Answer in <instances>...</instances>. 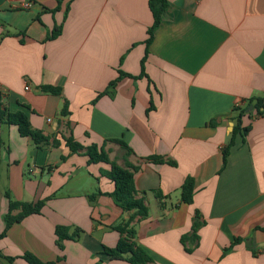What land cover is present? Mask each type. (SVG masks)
Here are the masks:
<instances>
[{
	"label": "crops",
	"instance_id": "0c3cea01",
	"mask_svg": "<svg viewBox=\"0 0 264 264\" xmlns=\"http://www.w3.org/2000/svg\"><path fill=\"white\" fill-rule=\"evenodd\" d=\"M24 2L0 0V91L8 110L26 114L50 141L39 148L0 123V235L6 192L46 204L0 240V264H28L25 253L55 264H130L102 252L119 241L111 227L129 218L102 174L110 165L72 153L63 138L70 135L84 148L103 147L120 166L127 159L139 167L135 185L150 215L136 230L155 264H264V116L243 118L250 130L237 136L222 170L234 108L264 97V0H169L149 47V0H74L67 16L70 0H32L30 10L20 9ZM56 27L62 34L49 40ZM120 71L135 78L98 99ZM48 85L63 95L44 94ZM66 100L70 114L62 117ZM152 156L177 165L146 161ZM188 177L192 205L181 201ZM197 211L205 224L188 253L182 237ZM57 226L85 234L60 250Z\"/></svg>",
	"mask_w": 264,
	"mask_h": 264
},
{
	"label": "trees",
	"instance_id": "16d2710c",
	"mask_svg": "<svg viewBox=\"0 0 264 264\" xmlns=\"http://www.w3.org/2000/svg\"><path fill=\"white\" fill-rule=\"evenodd\" d=\"M74 0H70L67 9L66 16L70 12L71 3ZM170 5L169 0H149V7L152 12L154 22L149 28L148 34L149 38L146 41L149 47L154 39V32L160 26L163 21L166 10ZM62 34V27H56L49 37V40H54ZM149 55L147 49L146 56L141 61L142 74L145 76V64ZM124 58L122 59L123 62ZM135 78L128 73L120 71V76L112 81L107 90L99 94L98 99L104 95H111L112 91L117 87L118 83L124 78ZM42 92L44 94L62 96L63 90L60 87L54 86H43ZM97 99V100H98ZM96 100V101H97ZM95 102V101H94ZM250 107H253V111L248 112ZM235 116L232 117V121L235 122L233 132L231 134L230 140L223 150V167H226L228 163V157L230 155L231 149L234 147L236 138L238 135H245L249 132L250 127H242V120L245 116H252L256 113L257 116H264V97H254L250 99L246 105L237 106L233 110ZM69 103L64 101L60 115L62 117L69 116ZM0 123L8 126H17L19 133L22 137L32 138L36 146L39 148L49 144L50 138L47 137L43 132L35 130L32 128L30 121L26 114L23 112L11 113L5 105V98L0 91ZM67 147L72 153H78L85 150L89 157L90 164L106 163L110 165V171L102 172L104 176L112 180L115 184V191L112 196L116 203L124 210V212L129 214L128 219H123L118 224L111 227L119 233L120 238L115 248L103 247V254L109 258V260H124L130 264H155L153 258L149 253L140 245L137 236V224L143 220H146L150 215V210L146 205L145 199L138 197L139 192L135 185V174L139 167L129 163L125 159V165L120 166L117 162L111 161L108 153L103 147H98L97 145H92L90 147L84 148L80 143L75 141L72 135L68 137H63ZM119 144L127 155L133 154L132 149L122 140H114ZM54 145L58 144V141L53 142ZM63 160L66 157H62ZM146 161L154 164H169L171 166H176L174 161L166 160L164 157L152 156L148 157ZM100 194V193H99ZM195 195V180L193 177L186 178L182 188H181V201L184 204L192 205L194 202ZM6 198L9 200V211L4 217L6 229L2 235H0V240L5 238L8 230L17 223H21L24 219L31 215H40L42 209L44 208L46 201H40L36 204L25 203L14 201L8 192L5 193ZM95 196L90 197L94 199ZM159 198H164L159 195ZM205 222L202 221L201 214L197 211L193 219L192 231L182 237V244L188 253H192L199 246V231L204 226ZM85 231L82 228L76 226H57L55 229L56 244L60 250L64 249V244L66 241L78 242L82 236H84ZM239 240L236 241V243ZM233 247L225 251V254L231 252ZM9 262L13 263L15 258L5 257ZM28 264H55V262H43L37 258L32 253H25L22 257Z\"/></svg>",
	"mask_w": 264,
	"mask_h": 264
},
{
	"label": "built area",
	"instance_id": "2783aa9c",
	"mask_svg": "<svg viewBox=\"0 0 264 264\" xmlns=\"http://www.w3.org/2000/svg\"><path fill=\"white\" fill-rule=\"evenodd\" d=\"M34 3L32 2V0H26V2H24L21 6L20 9L23 10H30L33 8ZM27 90H29V87H26Z\"/></svg>",
	"mask_w": 264,
	"mask_h": 264
},
{
	"label": "water",
	"instance_id": "95a60500",
	"mask_svg": "<svg viewBox=\"0 0 264 264\" xmlns=\"http://www.w3.org/2000/svg\"><path fill=\"white\" fill-rule=\"evenodd\" d=\"M250 110H253V107H250V109H249V111H248V112H250Z\"/></svg>",
	"mask_w": 264,
	"mask_h": 264
}]
</instances>
